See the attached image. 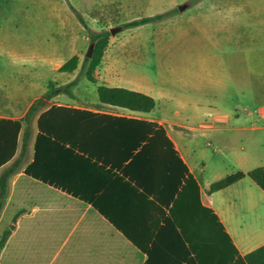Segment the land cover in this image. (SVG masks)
<instances>
[{
	"label": "rangeland",
	"instance_id": "obj_1",
	"mask_svg": "<svg viewBox=\"0 0 264 264\" xmlns=\"http://www.w3.org/2000/svg\"><path fill=\"white\" fill-rule=\"evenodd\" d=\"M170 9L175 13L164 19L121 26ZM76 12L91 31L110 33L95 69L98 84L150 92L157 101L151 114L182 142L202 181L242 171L238 189L254 184L246 173L264 165V0H0V84L5 85L4 100L7 90L14 92L19 111L49 81L63 84L77 76L91 41ZM111 27L118 30L111 34ZM197 50L208 51V61L196 62ZM74 54L77 69L69 75L57 71ZM201 66L211 71L210 78H202ZM96 86L84 77L78 84L97 95ZM179 98L207 101L206 109L181 105ZM245 202L242 194L237 206L242 219L259 226L264 202L255 216L246 212ZM18 216L4 219L0 212V250Z\"/></svg>",
	"mask_w": 264,
	"mask_h": 264
},
{
	"label": "trees",
	"instance_id": "obj_2",
	"mask_svg": "<svg viewBox=\"0 0 264 264\" xmlns=\"http://www.w3.org/2000/svg\"><path fill=\"white\" fill-rule=\"evenodd\" d=\"M175 11L133 19L121 26L137 27ZM76 16L93 44L92 55L83 57L77 76L63 84L49 81L21 118L0 117V167L5 166L0 173V212L8 219L23 214L29 204L36 207L32 214L19 218L16 231L1 247L0 264H138L124 247L127 240L119 232L147 253L144 264H237L263 252L264 246L234 261L237 251L230 236L215 211L202 203L197 180L161 124L53 101L60 93L73 97V88L84 77L97 85L101 103L143 112L157 105L151 95L141 91L97 83L95 69L110 33L107 29L91 31L81 15L76 12ZM78 65L79 57L74 54L57 70L72 73ZM33 130V159L18 172ZM246 174L264 191V165ZM11 176L13 188L8 193ZM244 176L242 171L227 174L212 182L208 192ZM172 179L177 183L175 197L165 201V209H159L155 237L147 239L145 245L128 237L125 227L101 205L103 196L93 198L86 191L87 186L94 184L100 191L110 183L145 189L151 180ZM74 204L79 210L85 209L79 222ZM66 211V216L62 215ZM93 230L116 237L94 238ZM150 241L151 246H146Z\"/></svg>",
	"mask_w": 264,
	"mask_h": 264
},
{
	"label": "crops",
	"instance_id": "obj_3",
	"mask_svg": "<svg viewBox=\"0 0 264 264\" xmlns=\"http://www.w3.org/2000/svg\"><path fill=\"white\" fill-rule=\"evenodd\" d=\"M203 46L202 44L200 45ZM196 54L195 59L196 62L204 63L208 61L209 59V53L206 50H197L195 52ZM62 64L59 63L56 67H58ZM200 72L202 75V78H210L211 71L208 70L207 67L201 66ZM58 71V70H57ZM61 73H67V75L71 74L68 72H61ZM68 76H66L67 78ZM79 84V83H78ZM78 84L73 88L74 96L70 97L66 94H58L53 98V101L56 104H63L66 106H71L75 108H79L81 110H90L93 112H107L112 115H121L126 117H135V118H141L146 119L149 121H155L158 124H161L167 131V134L172 139L175 148L179 152L181 158L185 162V164L188 167V171L192 173V175L195 177L199 184L200 188V198L203 204L211 207L215 213L218 215L220 221L222 222L226 232L230 236L232 243L234 244L237 255L234 257V261L237 260L239 257H244L245 255H248L250 253H253L258 248L264 246V218L263 221L259 226H255V222L252 221V224H248L245 222L243 218L242 210L237 207L239 205V199L242 194L245 195V210L246 212L252 213V215H256V208L258 207L259 202H264V191L253 181L254 184H248L245 186L244 190L238 189V184L241 183L240 181L244 178L242 177L240 180L233 182L226 187L211 192H208V188L210 184L222 177H219L218 179L214 181L206 180L205 182L202 181V179L193 171V169L190 167L188 163L187 158V151L186 148L182 145V142L176 138V136H171L168 129L166 128L165 124L162 122L161 119L151 114V111L149 112H143V111H134L130 110L125 107L115 106V105H109L101 103L98 99V94L96 95L95 92L92 90L90 91H84L81 90L78 87ZM108 86L113 87H121L119 83H106ZM132 89V88H129ZM4 90L5 85L4 82L0 84V117L5 118H11V119H19L23 116L25 111L27 110L30 103L38 97V95L34 96L32 99L29 100L28 104L22 109L18 110L16 107L15 102L13 101L15 98L14 92H10V90H7V101L4 100ZM136 91H141L143 93H146L148 95H151L150 92H144L140 89H133ZM90 97L88 99L87 97ZM153 97V96H152ZM154 98V97H153ZM155 99V98H154ZM156 100V99H155ZM157 102V101H156ZM179 104L181 105H191L194 110H205L207 101H202L201 99H194V98H187L185 100L178 99ZM157 106V105H156ZM107 108L108 110H105L104 108ZM224 118L222 115L220 118ZM225 119V118H224ZM35 134L36 131L34 130L33 140L31 144V148L29 147L30 141L28 144L27 152L30 148V155H29V161L26 163H30L33 159V145L35 141ZM20 151V146L18 148V153ZM26 164L18 169V172H21L23 168L26 166ZM5 166L0 167V173L3 171ZM226 176V175H225ZM224 177V176H223ZM13 176L11 178V189L13 188ZM259 187V191L257 192L254 188L255 186ZM98 186L90 185L87 186L86 191L91 192V194L94 196L93 198H98L99 196H103L101 198V205L106 209V211L115 219L121 226L125 227L129 234V238H134L138 240V242L142 245H145L147 242V239L149 240L151 237H155V226H157V221H159V209L163 208L165 209V201L168 198L175 197V188H177V183L174 179L165 181H154L151 180L147 183V187L145 189L139 187L137 190H133L129 188L128 186L122 185V184H108L106 187H103L100 191H98ZM97 190V193L94 192ZM220 194V201L215 200V195ZM145 194V196H142ZM75 206V213H77V220L78 222L81 221V219L84 217L85 209L79 210L78 204H74ZM88 208L90 207V204H87ZM56 207L66 208V207H73V204H56ZM36 207L33 204H29L26 206V211L19 215L16 221L15 228L12 232V234L17 229V222L19 218L26 214H32L35 212ZM87 210V208H86ZM80 212V215H78ZM66 213L62 214L66 216ZM236 215V218H235ZM92 222L94 220V217L91 218ZM161 222V221H160ZM120 237L122 236L127 241L125 242V248L128 250L130 256H135L137 259L138 264H144L147 260V253L143 251L140 247V245L129 241V239L122 233L119 232ZM94 238H111L116 236H111L108 234H103L96 232L93 230ZM146 246H151V241ZM237 264H264V251L256 254H252L248 260H243V262H239Z\"/></svg>",
	"mask_w": 264,
	"mask_h": 264
},
{
	"label": "water",
	"instance_id": "obj_4",
	"mask_svg": "<svg viewBox=\"0 0 264 264\" xmlns=\"http://www.w3.org/2000/svg\"><path fill=\"white\" fill-rule=\"evenodd\" d=\"M184 7H185V4L182 5V6H180L179 9H180V10H183ZM117 30H118L117 27H111V28H110V32H111V34H114ZM92 50H93V44L90 43L89 46H88V49H87V51H86V53H85V56H87V57H91V55H92Z\"/></svg>",
	"mask_w": 264,
	"mask_h": 264
}]
</instances>
